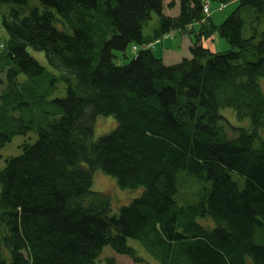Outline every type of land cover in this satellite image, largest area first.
I'll return each mask as SVG.
<instances>
[{"label":"trees","instance_id":"obj_1","mask_svg":"<svg viewBox=\"0 0 264 264\" xmlns=\"http://www.w3.org/2000/svg\"><path fill=\"white\" fill-rule=\"evenodd\" d=\"M37 1L0 11V157L37 133L0 167V264H96L106 246L107 264H153L129 238L159 264H264V0H238L220 24L207 0L175 15L165 0ZM173 31L191 56L167 63L152 44ZM214 34L231 48L206 47ZM100 114L117 125L95 139ZM97 169L141 193L115 212Z\"/></svg>","mask_w":264,"mask_h":264},{"label":"rangeland","instance_id":"obj_2","mask_svg":"<svg viewBox=\"0 0 264 264\" xmlns=\"http://www.w3.org/2000/svg\"><path fill=\"white\" fill-rule=\"evenodd\" d=\"M170 1H174L175 6L169 7L167 4ZM207 2L210 3L211 13L213 14V17H214L213 19L216 24H220L239 4L238 0H231L226 3H221L218 0H207ZM39 4L40 3L37 0H31L28 4H16V3L5 4L0 7V11H2L3 9L5 11H10L11 9H18L22 13H28L33 6L39 5ZM178 6H179V0H165L164 12L167 14L175 15L178 13V8H179ZM158 18H159L158 14L153 12L152 18L149 20V23L145 25L144 27L145 33H151L153 31V28L158 24ZM3 35H5V32L3 34L2 29L0 27V37ZM181 37H182V34L180 32H177L175 35V32L173 31V33L164 36L163 39L156 40L152 44L153 50H155V53L158 56H162V53L163 51H165V49L172 48V50H169L166 54H164L165 62L167 63H171V62L173 63L178 60H181L184 56L190 57L191 53L189 51L188 43L181 42ZM186 37L188 38L189 35ZM219 38L222 40L224 46L219 47L217 50H227L231 48V44L225 38H222V37H219ZM135 46L136 47L138 46L137 49H135ZM140 48L141 46L139 44L135 45V44L130 43L125 51L115 50V53L117 54L116 60L118 62H129L133 58V56L137 54V51ZM211 49L213 51H216L214 47H212ZM30 52L42 64L47 66L49 69H53L52 66L49 64V62L47 61V58L44 52L33 50V49H30ZM21 77L23 78L25 77V75L22 74ZM263 86H264V79H263ZM229 110L232 111L234 115L231 112H226V115L229 118H231L232 121H238L237 115L232 108H224L222 109V112L224 113L225 111H229ZM234 116H235V119H233ZM116 125H117V120L113 115H103V114L98 115L95 120L94 138L96 139L100 135L109 132ZM36 138H37V133L33 131L28 133L27 135H16L11 142L6 144L2 148L1 157H0V167H2L5 164V160L7 157L11 155H18L22 152L23 142L25 141L34 142ZM185 188H186L185 191L183 189L181 190L184 192L197 190L198 185L196 184V182L193 183V182L187 181ZM92 189L100 190V191L103 190L105 192L111 193L114 202L120 201L118 202L117 205L115 203L116 205V207H114L115 212L119 210L120 208L119 206L121 204L130 202L134 196L139 195L142 191L141 187L131 189V188H124L120 186L116 178H114L113 176L109 174H106L101 169H97L94 172ZM204 221L208 224L211 223V221L206 218L204 219ZM128 241L131 245H133L135 248L138 249V252L142 256L147 258L150 262H152L153 264H159L157 261L153 259V257L150 254L146 252V250L140 245L138 240L129 238ZM112 255H116L115 251L113 250L111 246H106L102 254L100 255V257L98 258L96 264H107L105 258L107 256H112ZM119 264H133V263L130 261H121Z\"/></svg>","mask_w":264,"mask_h":264},{"label":"crops","instance_id":"obj_3","mask_svg":"<svg viewBox=\"0 0 264 264\" xmlns=\"http://www.w3.org/2000/svg\"><path fill=\"white\" fill-rule=\"evenodd\" d=\"M209 15H211L212 18H214V17H213V14L211 13V9H210V14H209ZM213 20H214V19H213ZM195 26H198V24L195 23ZM176 33H177V32H175V34H176ZM186 36H188V34H186V33H182L181 42H187V43H188V47H190V45H192V43H193V39L191 38L190 35H189L188 38H187ZM211 40H212V42H211ZM202 42H203V44H205L206 46H208V47H210V48L214 47L216 50H217L219 47H223V46H224L222 40L219 38L218 35H215V34L212 35L211 37L203 38ZM206 42H207V43H206ZM210 42H211V43H210ZM169 50H172V48L165 49V51H163V53H162V57H163L164 61H165L164 54H166ZM170 52H172V51H170ZM178 61H179V60H178ZM171 63H172V62H171Z\"/></svg>","mask_w":264,"mask_h":264},{"label":"built area","instance_id":"obj_4","mask_svg":"<svg viewBox=\"0 0 264 264\" xmlns=\"http://www.w3.org/2000/svg\"><path fill=\"white\" fill-rule=\"evenodd\" d=\"M204 11L208 14L210 12V3L206 2L204 5Z\"/></svg>","mask_w":264,"mask_h":264}]
</instances>
